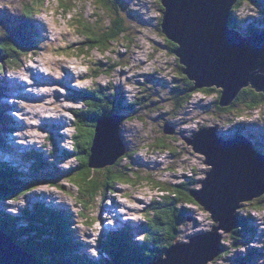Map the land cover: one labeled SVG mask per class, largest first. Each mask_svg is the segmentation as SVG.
<instances>
[{"label":"rangeland","instance_id":"obj_1","mask_svg":"<svg viewBox=\"0 0 264 264\" xmlns=\"http://www.w3.org/2000/svg\"><path fill=\"white\" fill-rule=\"evenodd\" d=\"M28 1L31 0H0V27L6 23L7 28H14L12 18L20 15L22 3ZM258 1L260 5L257 1L244 2L237 15L233 14L237 24L241 25L237 26V30L239 28L243 34L256 27L264 29V0ZM119 5L121 14L125 15L127 22L134 24L129 33L130 40L123 42V45H110V51L103 54L95 49L86 51L85 48L83 52H80L84 47V41L79 36L78 26L74 21L80 17L82 21L83 19L96 21L95 15H98V21L106 22L107 17L99 7H97L98 10L95 8L93 0H74L71 4L74 10L67 15L58 8L55 0H48L38 12V16L34 18L37 37L33 41L41 43L37 46L38 50H33L30 56L23 59L24 65L21 68L14 72L6 68L5 76L0 75V85L5 87L2 91L5 98L1 99L0 103L2 106L5 103L8 108H12L8 109L11 112H5L9 120L13 121L12 126L9 122L8 128L18 131L9 132L8 130L6 141L2 140L7 150L0 151V160L7 162L11 167L17 166L20 180L36 183L33 190L25 196L14 201H0V211L19 218L20 221L17 224L19 226L25 225L26 216H36L35 208L39 203L46 204V207L52 209L70 212L72 225L70 230L75 240L82 246V248L79 247V251L86 253L92 259H100L103 256L96 253L97 244L102 242L105 235L117 231L123 221L128 220L131 223L130 231L135 232L131 233L132 240L141 242L143 236L141 227L145 225L147 215L154 214L150 206L155 202L163 201L167 195L155 188L156 183L172 187V189L181 182L188 183V190L191 188L194 191L201 188L200 181L206 177L210 167L205 164V157L194 152L192 146L184 141L199 128L216 127L218 135L222 133L224 136L236 134H242L247 138L250 136L252 139H248L256 141L253 142L254 148L264 153V104L256 110L244 112H241L242 108L236 107L233 109L236 110L233 114L222 116L217 110V92L211 94L198 92L192 94L185 110H173L171 103L175 98L172 93L174 88L182 85L179 82L181 72H178L176 65L179 63L178 59L175 60L174 51L171 53L166 47L167 39L155 28L162 16L158 1L119 0ZM100 24L102 23L99 22ZM44 63L51 69V74ZM102 63L108 66L107 73L104 72L105 69L103 72L98 71ZM34 67H38L48 77V86L33 87L35 91H31L24 84L21 92L16 94L30 93L34 95V102L43 101L44 105L50 104L53 100L48 96H41L40 93L48 92L49 96L53 97L55 93L54 98L57 100H61L60 94L62 105L69 108L62 115L68 117L71 122L66 124L57 122L56 127L49 129V122L45 120L48 119V114L43 115L44 119L33 116L35 110L39 111L35 105L28 109L29 116L23 115L21 106L16 104L21 99L16 98L12 93L15 86L13 81L15 77L18 78V82L25 81L21 75L22 71L26 68L34 69ZM180 67L182 69V66ZM66 70H70L73 76L68 81V89L67 84L63 82V79H68ZM97 71L99 73L96 74ZM98 87L116 93H119L118 89H122L124 94L122 105L124 106H128L134 99L152 101L154 105L151 109L140 110L139 113L128 112L130 116L136 115V118L127 120L129 116L125 115L120 127L122 138L119 137L126 150L124 157L128 158L130 155L132 159L123 160L119 168L123 169L126 165H131V170L125 172L130 174L127 178L131 176L132 182L117 183L113 193L104 195V192L100 190L99 197L93 200L83 198L85 207L80 202L81 199L76 201L78 190L67 180L68 169L73 168L77 163L73 156L66 157V153L71 152L73 144V125L77 119L73 113L85 107L77 96L83 90ZM157 96L160 99L156 98ZM119 114L124 115V112ZM234 121L242 122L240 126L237 125V128H245L244 133L234 130ZM19 124L20 130L15 128ZM167 126H169L168 129L171 127L173 130L172 134L163 132ZM26 136L30 138L25 140ZM162 140L166 142L165 145L168 148L160 146ZM32 147V151L28 153L34 152L42 157L43 164L46 166L43 172L33 169L35 158L20 162L22 152ZM61 147L64 153L62 157L56 159L61 156L58 154ZM51 160L62 161V163L55 165L51 163ZM56 170H59L60 174L54 177L55 179L46 177V173L52 174ZM65 171L67 173H64ZM42 192H52L53 196L50 198L47 194L43 197L36 194ZM115 200H119L118 202L125 206L113 205ZM261 203L259 210L254 209L256 205H252L251 202L241 203L237 214L252 217L254 233L241 234V240L234 244L233 248L232 243L238 236L232 234L233 232L224 234L220 230L218 232L221 236L220 245L224 248L220 254L222 257L207 264H264V199ZM182 207L190 212L185 221H181L176 242L188 243L195 235L213 231L214 223L210 215L199 205H183ZM110 209L115 210L116 213L119 212L117 213L119 217H115L116 213ZM241 258H247V260L241 261L239 260Z\"/></svg>","mask_w":264,"mask_h":264},{"label":"trees","instance_id":"obj_2","mask_svg":"<svg viewBox=\"0 0 264 264\" xmlns=\"http://www.w3.org/2000/svg\"><path fill=\"white\" fill-rule=\"evenodd\" d=\"M47 1L48 0H31L22 3L20 15L12 18L14 28H7L6 25L8 24L6 23L3 27H0L1 76H5L4 73L6 68L13 72L21 68L24 65L23 59L30 56V52L33 50H38L36 42L33 41L37 36L34 18L38 16V12L45 6ZM93 1L96 6L95 8L97 9V7H99L107 19L106 22L102 20L98 21V15L94 14L97 16L95 18L96 21L91 19H83L82 21V17L74 20L75 24L78 26L77 31L80 34L79 36L82 37L84 41V47L80 52H83L85 49L86 51H88V49H95L105 54L110 51V45H123V42L130 40L129 33L134 24L127 22L125 15L121 14L119 0ZM157 1L162 14L163 9L159 0ZM256 1L257 3L259 2L258 0H239L232 8V19L230 20L229 26L236 29L237 26L240 27L241 25L237 24L238 22L235 19V15H237L244 2L251 3ZM55 2H57L58 8L64 15L72 13L74 10V8H71V4L74 0H55ZM161 21L162 16H160L159 23L155 27L159 33L161 32ZM99 22L102 24L99 25ZM238 30L240 29L238 28ZM250 33V31H246V35ZM165 41L167 49L173 53L176 49V45L168 40ZM176 59L175 57V60ZM176 66L178 72H182L180 64ZM99 67H101V69L98 71L103 72L105 69L104 72H108L107 65H103L102 63ZM98 71L96 74L99 73ZM179 82L182 85L174 88L172 93L175 98L174 102L171 103L174 111L185 110L188 102L191 100L192 94L198 92L205 94L217 92V110L222 116L233 114L234 111H236L233 109L236 107L242 108L241 112H244L256 110L264 104L263 93H258L251 87H246L239 92L230 106L221 108L218 105L220 97V94H218L220 93L219 91L213 88L192 91L193 83L189 81L183 73H181V77H179ZM4 90L5 87H1L0 85V100L4 96L2 94ZM118 92L119 93H116L98 87L90 90H83L79 92L77 96V98L84 103L85 107L73 113L77 119H75L73 125L72 149L71 152L66 153V157L73 156L77 164L73 168L68 169V176L66 177L70 185L78 190V196L75 197L76 201H80L79 199H81L80 202L85 207L86 203L82 201L83 198L93 200L99 197L98 193L100 190H102L105 195V193H113L115 189L114 186L117 183L130 184V182H132L131 176L127 178V175L130 174L125 172L126 170H131V165H126L123 169L119 168L123 160L132 159L130 155L128 158L124 157V155V158H119L113 165L103 168H91L89 165L95 126L100 118L124 112L125 115L129 116L127 120H133L136 118V115L130 116L132 112L139 113L140 110L145 111L147 108L151 109L152 105H154L152 101H139L138 99H134L128 106H124L122 105L124 100L122 89H118ZM156 98L159 97L157 96ZM5 112L6 108H3L0 103V145H4L2 140L5 139L6 141V134H8V130L10 131V129L7 128L11 121L9 117L6 116ZM128 112L131 114H127ZM234 123V130L239 131V133H244L245 128H237V125L240 126L242 122L234 121ZM220 134V136H224V134ZM3 135L4 137L2 138ZM248 138L252 139L250 136ZM253 142L255 143L256 141L253 140ZM165 144L166 142L162 140L160 146L168 148ZM25 157L29 160L35 158L34 160L36 162L33 168L35 171H44L46 166L43 164L44 161L40 155H36L33 152L27 154ZM66 171L64 173H67ZM47 174L48 173H46L47 178L55 179L54 177H57L60 171L56 170V172L52 174ZM18 176H20V173H18L16 169L0 164V201H14L33 190L36 184L35 181H22ZM187 184L188 183L181 182V184H178L172 189V187L169 188L163 184L156 183L155 188L159 189L162 194L167 195L164 197L163 201L158 203L155 202L150 206L154 214L151 216L147 215L146 223L141 227L143 231L141 242L132 240L131 227H123L120 230L105 235L102 238V242L97 244L99 254L103 255L100 259H92L89 258L86 253H80L79 247L82 248V246L75 240L73 232L70 230V226H72L71 214L64 210L65 213L46 207V204L39 203L35 208L36 214L34 215L36 216H26L25 218H27V221L25 225L22 226L17 225L20 219L15 215L0 211V229L5 232V234L11 236L16 245L29 252L40 264H149L160 258L179 237L181 221H185V218L190 212L182 206L196 205L190 196V192L193 189L189 188L188 190ZM57 187H59V185H57ZM263 199L264 196L251 202L252 205H256L254 209L259 210ZM79 214L83 216L82 213ZM237 215L239 224L232 234L238 237L234 239V243H232L233 248L234 244H237V242L241 240V234L246 235L254 233V227L251 224L252 217ZM220 257L222 256L220 255L219 258ZM239 260L245 261L247 258H241Z\"/></svg>","mask_w":264,"mask_h":264},{"label":"water","instance_id":"obj_3","mask_svg":"<svg viewBox=\"0 0 264 264\" xmlns=\"http://www.w3.org/2000/svg\"><path fill=\"white\" fill-rule=\"evenodd\" d=\"M239 0H159L163 9L161 32L176 45L174 55L182 72L193 83L192 91L215 88L218 105L226 108L239 92L251 87L264 94V29L250 35L229 26ZM125 116L100 118L95 126L90 167L113 165L126 155L120 136ZM169 126L163 131L172 134ZM216 127H201L184 141L205 157L209 166L201 188L191 191L193 201L210 215L212 232L175 241L149 264H207L224 251L221 230L232 233L239 224L242 202L264 196V154L242 134L220 136ZM121 138H120V137ZM0 230V264H39ZM165 257V258H164Z\"/></svg>","mask_w":264,"mask_h":264},{"label":"bare ground","instance_id":"obj_4","mask_svg":"<svg viewBox=\"0 0 264 264\" xmlns=\"http://www.w3.org/2000/svg\"><path fill=\"white\" fill-rule=\"evenodd\" d=\"M44 66L50 71L49 73L51 74V72H52L51 69L48 68L45 63H44ZM66 73L68 75V79H66V78L63 79V82L65 84H67L66 87L68 89V81H70L73 76L70 73V70H66ZM21 75L25 78V81L18 82V78L15 77V79L13 81V83H14L15 86H13V89L14 90H12V93H13V95L16 98H20L21 99V101L20 102H17L16 104L19 105V106H21V110L23 111V115L24 116H29L30 113H29L28 109L29 108H32V105H35V107L37 106L36 108H39V111L38 110H35V112L33 113V116L35 118H37V119H39V118L40 119H44L43 118V115L44 114H48L49 115L48 116V119H45V120L49 122V125H48L49 129L56 127L57 122L58 123H63V124H66L67 122H71V121H69V118L68 117H66L65 115H62V113L64 111H68L69 108L62 105V96L60 94H59V96H60V99L61 100H57L56 98H54L55 97V93H54V97L53 96H49V93L48 92L40 93L41 96L42 95H45V96H48L51 100H53L50 104L48 103V105H44L43 104V101L34 102L33 101L34 95H32L30 93H23V94H19V95L16 94L18 92L19 93L21 92L20 90H21V88H22V86L24 84H25V86L28 87V90H31V91H35L33 89V87H38V86H44V87H46V86H48L49 80H48V77L45 75V73H43L42 71H40L38 67H34V69L33 68H31V69L26 68L24 71H22ZM69 90L72 91V89H69ZM4 93L6 95L7 90ZM25 104H27V105H25ZM6 107H8V106H3V108H6ZM12 122H11V126L13 124ZM20 127L21 126L19 124L15 128L20 130ZM7 129H10V128H7ZM58 137H60V136H58ZM27 138H30V137L29 136H26V138L24 137L25 140H27ZM63 153H64V149L62 147L59 148L58 154L61 155V156L57 157L56 159L62 157V154ZM51 163H53V164L56 165L58 163H62V161L51 160ZM36 194H39L42 197L47 194V196L50 197V198L53 196V193L52 192H48V193H43L42 192V193H36ZM118 201L119 200H115V204L113 203V205H116L117 204V206H125V204L119 203ZM58 210L59 211H62L60 209H58ZM110 210L113 211V212H115V210H112V209H110ZM117 213H119V212H117ZM117 213H116V216L115 217H119ZM1 234L5 235V232L2 231Z\"/></svg>","mask_w":264,"mask_h":264},{"label":"clouds","instance_id":"obj_5","mask_svg":"<svg viewBox=\"0 0 264 264\" xmlns=\"http://www.w3.org/2000/svg\"><path fill=\"white\" fill-rule=\"evenodd\" d=\"M4 105H5V103H4ZM125 115V114H124ZM260 151V150H259ZM261 153H263L262 151H261ZM264 154V153H263Z\"/></svg>","mask_w":264,"mask_h":264}]
</instances>
